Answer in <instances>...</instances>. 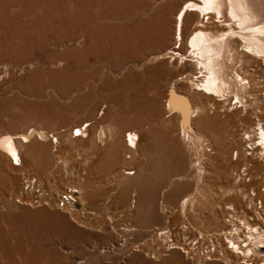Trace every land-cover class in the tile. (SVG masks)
Listing matches in <instances>:
<instances>
[{
    "label": "rangeland",
    "instance_id": "374dc122",
    "mask_svg": "<svg viewBox=\"0 0 264 264\" xmlns=\"http://www.w3.org/2000/svg\"><path fill=\"white\" fill-rule=\"evenodd\" d=\"M191 1L0 0V138L33 127L60 140L36 139L35 160L28 159L30 148L20 150L24 163L16 170L0 157V264H264V252H226L233 236L224 233L233 222L245 247L248 229L241 219L253 222L249 207L262 212L260 201L241 208L220 175L264 169L243 167L248 162L233 167L228 130L238 121L208 105L202 118L211 123L214 145L202 161L201 181L177 127L165 125L175 120L165 101L189 69L185 63L173 68L167 56L150 59L176 47L178 13ZM187 16L183 26L191 33L203 15L193 10ZM176 88L189 84L180 80ZM85 122L93 123V139L73 145L64 138ZM104 127L107 134L112 128L113 139L123 128L141 132L135 162L128 155L125 165L116 164L107 140H96ZM237 136L244 149L241 130ZM222 149L230 153L219 160ZM124 169L136 171L130 178L138 197L130 189L122 193ZM25 174L55 195L80 179L93 185L73 210L56 203L18 206ZM261 219L264 228V213Z\"/></svg>",
    "mask_w": 264,
    "mask_h": 264
},
{
    "label": "bare ground",
    "instance_id": "6f19581e",
    "mask_svg": "<svg viewBox=\"0 0 264 264\" xmlns=\"http://www.w3.org/2000/svg\"><path fill=\"white\" fill-rule=\"evenodd\" d=\"M192 1L187 7H182L178 13V27L176 29L178 31H176L177 37L173 45L176 47L158 53L150 59V61H156L159 57L167 56L170 58L173 68L177 69L180 64L185 63L189 69V72L183 77L178 76L169 97L165 101L167 113H170L169 115L175 118V120L172 119V122L169 121L165 125L167 127L170 125L171 127L174 126L175 129L177 127L179 132L177 135L180 136L181 145L191 153V158L194 162L193 167L199 172L198 179L200 181L206 173V169L202 166L204 156L206 152L209 151L210 153L213 151L211 149L213 141L209 135H212L211 123L207 119L202 118L207 113L208 105L214 107V109H221L220 112H223L229 120L236 119L239 123V126L232 125L228 130V133L231 134L230 138H232L228 149L233 150L231 158L233 167H240L242 162H248L243 167H264V0ZM185 5L187 4L185 3ZM193 10L201 13L203 18L195 27H192L193 29L191 28V33H189V30L183 26V21L188 12ZM205 18H207V22H205ZM176 60L179 61V64L175 63ZM180 80H186L189 84V89L183 90L182 88L181 91L179 88L180 90H178L176 84ZM173 92L177 93V99L173 97ZM78 125L71 128V138L68 135L64 137L68 141L71 140L70 143L73 145L75 144V139H80V141L86 138L91 139V135L94 134L91 127L93 123L85 122L80 126ZM86 125L87 127H85ZM76 129L79 133H75ZM123 130L124 128L120 129L119 133L117 131L118 134L114 139L111 138L115 134H111L113 133L111 132L112 128L111 131H108V134L106 128L105 130L102 128L101 131L97 132L96 136V140H99L100 143H104L107 140L105 146L109 143L111 152L116 157L117 165H125L128 162V155H131L129 158L133 160L132 162H135L137 158L136 150L141 132L139 133L134 129H128L124 132ZM239 130L242 133L241 139L244 142V149H240V143L237 138ZM49 134L32 127L27 132L0 138V148L5 153L0 152V157L5 159L3 166L11 170H16L17 167L23 166L24 162L21 158L20 150L24 148H30L27 156L29 160L34 161V154L37 152L35 140L40 139V137L43 141L48 138L53 144L60 143L59 136L50 134V137ZM226 138L228 139V137ZM224 153L230 152L222 149L218 153L221 157L219 160L223 159L221 155ZM15 159H17V163L14 162ZM9 160H11V166L9 165ZM131 160L129 159L130 162ZM219 167L224 168L226 166L221 164ZM226 168L232 169V167ZM227 171H222L220 174L223 177V181L231 186L226 191L229 193L236 191L235 197L238 198V203L244 209L246 206L248 208V203L253 205V203L260 201L257 205L261 204L262 212L255 205L257 207H255V210L252 209L253 207L251 209L249 207L246 210L247 217L248 215L255 216L252 219L253 222L247 221V218L241 219V222L243 221V224L248 229V236L245 238L249 243L245 245L246 249L240 241V229L235 222H233L234 225L231 229L227 228L230 231L228 233L227 230L224 234H231L233 237L230 241L232 247H225V249L227 248V251H225L232 255L264 252V228L260 226L261 213H264V169L246 168L244 172L247 171V173L244 175L239 170H236V174L234 171L230 173ZM135 174L136 171L124 169L123 182H120L122 184L120 185L121 188L123 187L122 193L130 189V191L132 190L131 196L139 195L137 189H131L136 181H133L130 177ZM29 177H35L36 181L32 182L34 180H31L24 183L23 179ZM247 177L250 178L249 182L244 181L248 179ZM14 180L11 179L9 185L14 183ZM22 181L23 188L19 189V192L17 191L18 193H16L15 197L16 203L19 204L18 206H49L56 203L60 209L64 210L76 207V204L70 206L71 202H74V197L76 199H86L89 189L93 185V182L89 180L82 183L80 179L76 181V188H74L75 185H72L73 187H70L72 190L66 193L65 191L69 189L67 187L63 193L67 195L70 204H66L64 208H61L59 206L60 193L56 194V196L51 189L50 191L46 189L40 178L32 174H25L24 176L22 175L21 184ZM121 188L118 190H121ZM74 192L80 197L76 194L73 197ZM26 193L31 195L28 199H26ZM121 196H118V199H122ZM45 198H47L48 203H41ZM231 198L233 199V197ZM132 200L136 203V200ZM189 201L187 198L183 202V211L187 209ZM241 208L239 209L243 210ZM258 209L260 212H258ZM84 210L83 207L81 210L77 209L78 212Z\"/></svg>",
    "mask_w": 264,
    "mask_h": 264
},
{
    "label": "built area",
    "instance_id": "2783aa9c",
    "mask_svg": "<svg viewBox=\"0 0 264 264\" xmlns=\"http://www.w3.org/2000/svg\"><path fill=\"white\" fill-rule=\"evenodd\" d=\"M51 137V136H50ZM15 163H17V162H15ZM31 180H34V181H32V182H35L36 181V178L35 177H29V178H25L24 179V183L25 182H29V181H31ZM72 189L71 188H69L68 190H66L65 192L67 193V191H71ZM74 191V190H73ZM77 195V193H73V197H74V195ZM70 195V194H69ZM60 196H61V198H60V207L61 208H64V206H66V204H70V200L69 199H67V195L66 194H64L63 192L60 194ZM35 202H37L36 200H35ZM48 203V200H47V198H45L41 203ZM40 203V204H41ZM72 204L70 205V206H74L75 204H76V197H74V202H71ZM72 208V207H71Z\"/></svg>",
    "mask_w": 264,
    "mask_h": 264
},
{
    "label": "water",
    "instance_id": "95a60500",
    "mask_svg": "<svg viewBox=\"0 0 264 264\" xmlns=\"http://www.w3.org/2000/svg\"><path fill=\"white\" fill-rule=\"evenodd\" d=\"M173 93H174V96H173V97L177 99V98H178V97H177V96H178L177 93H175V92H173ZM179 96H181V95H179ZM186 107H187V106H186Z\"/></svg>",
    "mask_w": 264,
    "mask_h": 264
}]
</instances>
